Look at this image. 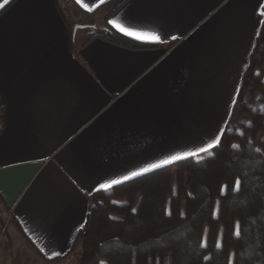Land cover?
I'll return each instance as SVG.
<instances>
[{"label": "crops", "instance_id": "crops-1", "mask_svg": "<svg viewBox=\"0 0 264 264\" xmlns=\"http://www.w3.org/2000/svg\"><path fill=\"white\" fill-rule=\"evenodd\" d=\"M109 1L0 9V212L10 237L44 263L69 256L102 178L225 132L264 21V0H128L108 16ZM60 8L72 24L109 25L153 47L79 40ZM110 20L161 39H136Z\"/></svg>", "mask_w": 264, "mask_h": 264}, {"label": "trees", "instance_id": "trees-1", "mask_svg": "<svg viewBox=\"0 0 264 264\" xmlns=\"http://www.w3.org/2000/svg\"><path fill=\"white\" fill-rule=\"evenodd\" d=\"M127 1L107 2L108 16ZM60 10L72 27L67 9ZM94 37L153 47L109 25ZM72 253L80 264H264V21L221 145L95 192Z\"/></svg>", "mask_w": 264, "mask_h": 264}, {"label": "snow or ice", "instance_id": "snow-or-ice-1", "mask_svg": "<svg viewBox=\"0 0 264 264\" xmlns=\"http://www.w3.org/2000/svg\"><path fill=\"white\" fill-rule=\"evenodd\" d=\"M10 2H11V0H0V9H3ZM101 2H103V0H101ZM89 3H95V0H89ZM84 6L88 7V4H85ZM89 10H91V9H89ZM260 15L264 16V11H262L260 13ZM109 23L113 24L114 27L118 28L124 34L131 36V37H135L136 39H141V40L147 39V40H154V41H160V39H161L160 35H157L154 33L132 31L131 29L125 28L122 25H120V24H118L112 20H110ZM163 35H164V39L168 38L167 33H163ZM172 38L175 39L176 37L173 36ZM238 92H239V86L234 90L233 100L230 101L229 108H231L234 105L235 97H236ZM222 135H223V125H221V128L218 129L217 133L211 138V142H205V143L201 144L194 151H185V152L177 153L175 155H171L166 159L160 160V161L155 162V163H150L147 166L142 167L138 170L130 171L128 174H125V175L121 176L120 178L104 177L100 181L97 182V184L93 187L92 192H101V191L111 189L114 185H119V184H122L126 181L133 180L134 178L143 176L149 172H152L155 169L162 168L166 165H171V164H173L177 161H180V160H185L188 158H194V157H197L203 153H207L210 150L216 149L221 145ZM241 135H243V134H241ZM257 151H259V149H257ZM240 186H241V181L239 179L235 180L234 184H233V191H237V192L240 191ZM228 190H229V186L223 185L220 189L221 195L227 194ZM88 194H91V193H88ZM133 211H135V210H133ZM167 214L171 215L170 211ZM235 235L236 236L240 235L238 224L236 225ZM56 255H60V253L57 252Z\"/></svg>", "mask_w": 264, "mask_h": 264}, {"label": "rangeland", "instance_id": "rangeland-1", "mask_svg": "<svg viewBox=\"0 0 264 264\" xmlns=\"http://www.w3.org/2000/svg\"><path fill=\"white\" fill-rule=\"evenodd\" d=\"M76 26H81L76 32ZM94 33L92 26L73 25L71 27V35H77V39H89ZM0 212V264H80L79 256L77 254H70L69 256L57 259L55 261H46L45 263L37 257L32 249L22 242L14 241L8 232L7 221L4 215ZM79 252V249L77 250ZM18 258V260H17Z\"/></svg>", "mask_w": 264, "mask_h": 264}, {"label": "built area", "instance_id": "built-area-1", "mask_svg": "<svg viewBox=\"0 0 264 264\" xmlns=\"http://www.w3.org/2000/svg\"><path fill=\"white\" fill-rule=\"evenodd\" d=\"M2 132H3V125L0 122V135L2 134Z\"/></svg>", "mask_w": 264, "mask_h": 264}, {"label": "water", "instance_id": "water-1", "mask_svg": "<svg viewBox=\"0 0 264 264\" xmlns=\"http://www.w3.org/2000/svg\"><path fill=\"white\" fill-rule=\"evenodd\" d=\"M79 28H81V26H76L74 31L76 32Z\"/></svg>", "mask_w": 264, "mask_h": 264}]
</instances>
